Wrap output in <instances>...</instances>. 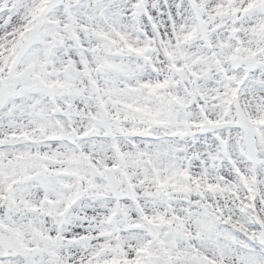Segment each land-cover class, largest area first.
<instances>
[{
  "label": "snow or ice",
  "instance_id": "obj_1",
  "mask_svg": "<svg viewBox=\"0 0 264 264\" xmlns=\"http://www.w3.org/2000/svg\"><path fill=\"white\" fill-rule=\"evenodd\" d=\"M0 264H264V0H0Z\"/></svg>",
  "mask_w": 264,
  "mask_h": 264
}]
</instances>
